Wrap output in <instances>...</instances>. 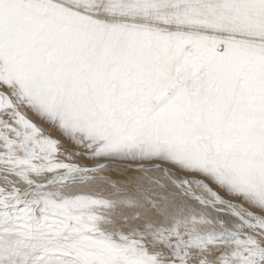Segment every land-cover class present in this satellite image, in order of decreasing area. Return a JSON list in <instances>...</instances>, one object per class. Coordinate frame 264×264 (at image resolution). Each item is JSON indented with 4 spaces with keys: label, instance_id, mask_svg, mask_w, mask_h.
<instances>
[{
    "label": "snow or ice",
    "instance_id": "obj_1",
    "mask_svg": "<svg viewBox=\"0 0 264 264\" xmlns=\"http://www.w3.org/2000/svg\"><path fill=\"white\" fill-rule=\"evenodd\" d=\"M0 264H264V0H0Z\"/></svg>",
    "mask_w": 264,
    "mask_h": 264
}]
</instances>
